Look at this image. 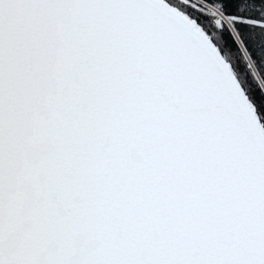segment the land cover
Returning <instances> with one entry per match:
<instances>
[{
  "label": "snow or ice",
  "instance_id": "1",
  "mask_svg": "<svg viewBox=\"0 0 264 264\" xmlns=\"http://www.w3.org/2000/svg\"><path fill=\"white\" fill-rule=\"evenodd\" d=\"M254 44L264 0H0V264H264Z\"/></svg>",
  "mask_w": 264,
  "mask_h": 264
},
{
  "label": "trees",
  "instance_id": "2",
  "mask_svg": "<svg viewBox=\"0 0 264 264\" xmlns=\"http://www.w3.org/2000/svg\"><path fill=\"white\" fill-rule=\"evenodd\" d=\"M225 39H228L227 34H225ZM233 54L239 57L238 66L242 73L246 75L249 83L254 87L256 85L264 87V51L261 50L260 46L254 44L248 53L234 50ZM250 64L251 67H249Z\"/></svg>",
  "mask_w": 264,
  "mask_h": 264
}]
</instances>
